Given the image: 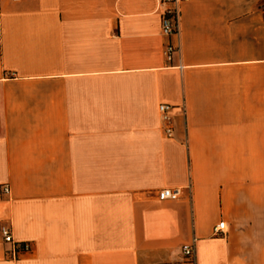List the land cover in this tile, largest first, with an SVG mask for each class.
Instances as JSON below:
<instances>
[{"label": "crops", "instance_id": "0c3cea01", "mask_svg": "<svg viewBox=\"0 0 264 264\" xmlns=\"http://www.w3.org/2000/svg\"><path fill=\"white\" fill-rule=\"evenodd\" d=\"M163 12L0 0V264H264V0Z\"/></svg>", "mask_w": 264, "mask_h": 264}, {"label": "built area", "instance_id": "2783aa9c", "mask_svg": "<svg viewBox=\"0 0 264 264\" xmlns=\"http://www.w3.org/2000/svg\"><path fill=\"white\" fill-rule=\"evenodd\" d=\"M183 0H159L160 6L164 7L162 30L166 35L173 33H179L180 31V3ZM2 43L0 40V49ZM174 51L172 46H169L166 50L167 57L171 59V54ZM174 106L169 103H160L158 110L160 113L162 128L167 138L174 136V119L172 111ZM4 192H9V186L4 187ZM182 196V189L180 187H164L157 191V197L159 200H177ZM226 223L221 221L214 228L216 234L222 233ZM3 239L7 243H12V250L10 252L11 257L16 258L20 253H24L31 250V244L29 242H17L13 238L11 228L3 226L1 228ZM182 260L180 264H198L196 256V245L194 242L185 243L181 248Z\"/></svg>", "mask_w": 264, "mask_h": 264}]
</instances>
